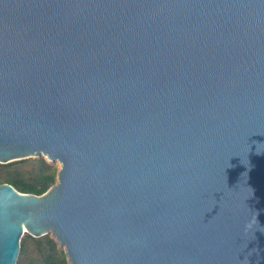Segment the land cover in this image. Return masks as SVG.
I'll return each mask as SVG.
<instances>
[{
  "label": "water",
  "instance_id": "1",
  "mask_svg": "<svg viewBox=\"0 0 264 264\" xmlns=\"http://www.w3.org/2000/svg\"><path fill=\"white\" fill-rule=\"evenodd\" d=\"M0 264H264V0H0ZM25 227L26 231H23Z\"/></svg>",
  "mask_w": 264,
  "mask_h": 264
},
{
  "label": "trees",
  "instance_id": "2",
  "mask_svg": "<svg viewBox=\"0 0 264 264\" xmlns=\"http://www.w3.org/2000/svg\"><path fill=\"white\" fill-rule=\"evenodd\" d=\"M57 173L56 166L44 157L17 160L0 164V185L8 184L19 193L41 197L56 184ZM15 264L69 263L64 249L48 233L40 237L23 235Z\"/></svg>",
  "mask_w": 264,
  "mask_h": 264
},
{
  "label": "rangeland",
  "instance_id": "3",
  "mask_svg": "<svg viewBox=\"0 0 264 264\" xmlns=\"http://www.w3.org/2000/svg\"><path fill=\"white\" fill-rule=\"evenodd\" d=\"M46 159V158H45ZM47 160V159H46ZM48 161V160H47ZM49 162V161H48ZM49 163H52L53 165H55L56 166V168L59 170V168H60V164L58 163V162H49ZM28 166V165H27ZM27 166H24L25 168H27ZM46 194V193H45ZM44 194V195H45ZM24 231H26V229H24ZM28 231V230H27ZM27 231L23 234V235H25V234H29V233H27ZM22 235V236H23Z\"/></svg>",
  "mask_w": 264,
  "mask_h": 264
},
{
  "label": "bare ground",
  "instance_id": "4",
  "mask_svg": "<svg viewBox=\"0 0 264 264\" xmlns=\"http://www.w3.org/2000/svg\"><path fill=\"white\" fill-rule=\"evenodd\" d=\"M25 227H23V231H24Z\"/></svg>",
  "mask_w": 264,
  "mask_h": 264
}]
</instances>
